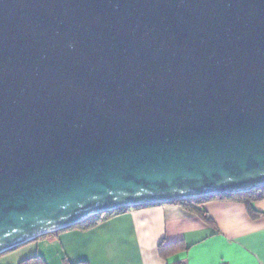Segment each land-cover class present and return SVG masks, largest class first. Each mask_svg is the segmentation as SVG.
<instances>
[{
  "label": "water",
  "instance_id": "water-1",
  "mask_svg": "<svg viewBox=\"0 0 264 264\" xmlns=\"http://www.w3.org/2000/svg\"><path fill=\"white\" fill-rule=\"evenodd\" d=\"M263 186L264 0H0V254Z\"/></svg>",
  "mask_w": 264,
  "mask_h": 264
},
{
  "label": "crops",
  "instance_id": "crops-1",
  "mask_svg": "<svg viewBox=\"0 0 264 264\" xmlns=\"http://www.w3.org/2000/svg\"><path fill=\"white\" fill-rule=\"evenodd\" d=\"M252 208L258 217L238 200L213 198L202 206L206 220L177 203L136 206L88 229L41 235L0 258L10 257V264L33 255L46 264H264V199ZM178 242L183 249L167 259L159 255L160 244Z\"/></svg>",
  "mask_w": 264,
  "mask_h": 264
},
{
  "label": "trees",
  "instance_id": "trees-1",
  "mask_svg": "<svg viewBox=\"0 0 264 264\" xmlns=\"http://www.w3.org/2000/svg\"><path fill=\"white\" fill-rule=\"evenodd\" d=\"M213 198H220V199L229 198V199L238 200L246 206L248 214L250 215V217L256 218L260 214L258 212H256L255 210H253L252 203L264 199V186L257 188V189H253L249 192H244V193H239V194H224V195H219V196H206V197H199V198H191V199H186V200L174 201L171 203L181 204L188 211L195 213V214L203 217L204 219L208 220V217L206 216V212L204 210H202V206L206 201L213 199ZM152 205H155V204L140 205L137 207L152 206ZM126 209L127 208L123 207V208H119L115 211L94 215V216L88 218L87 220L82 221L79 224L75 225V227L80 228V229L91 228V227L99 224L100 222L104 221L105 219H107L108 217H110L112 215L124 212ZM181 249H183V247L180 245L179 242L178 243H171V244H160L158 247V252H159V255L161 257L167 259L168 257L174 255L175 253H177ZM17 264H46V263L41 256L33 255V256H30V257H27V258L20 260ZM73 264H88V262L79 261V262H76ZM177 264H179V263H177Z\"/></svg>",
  "mask_w": 264,
  "mask_h": 264
},
{
  "label": "rangeland",
  "instance_id": "rangeland-1",
  "mask_svg": "<svg viewBox=\"0 0 264 264\" xmlns=\"http://www.w3.org/2000/svg\"><path fill=\"white\" fill-rule=\"evenodd\" d=\"M5 256H7V255H5ZM10 261H11V260H10V257H5V258L1 257V258H0V264H10ZM17 261H19V260H17ZM17 261H16V262H17ZM16 262H15V263H16Z\"/></svg>",
  "mask_w": 264,
  "mask_h": 264
}]
</instances>
